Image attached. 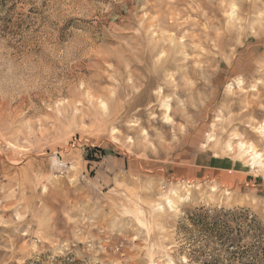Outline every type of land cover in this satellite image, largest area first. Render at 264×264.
<instances>
[{
    "label": "rangeland",
    "instance_id": "rangeland-1",
    "mask_svg": "<svg viewBox=\"0 0 264 264\" xmlns=\"http://www.w3.org/2000/svg\"><path fill=\"white\" fill-rule=\"evenodd\" d=\"M262 126L264 0H0V264H190L197 209L264 232V194L170 169Z\"/></svg>",
    "mask_w": 264,
    "mask_h": 264
},
{
    "label": "trees",
    "instance_id": "trees-1",
    "mask_svg": "<svg viewBox=\"0 0 264 264\" xmlns=\"http://www.w3.org/2000/svg\"><path fill=\"white\" fill-rule=\"evenodd\" d=\"M197 238L191 239L190 264H264V232L245 212L197 209L186 215Z\"/></svg>",
    "mask_w": 264,
    "mask_h": 264
},
{
    "label": "crops",
    "instance_id": "crops-1",
    "mask_svg": "<svg viewBox=\"0 0 264 264\" xmlns=\"http://www.w3.org/2000/svg\"><path fill=\"white\" fill-rule=\"evenodd\" d=\"M208 139L209 135L202 144L204 148L177 158L170 168L174 179L199 184L213 182L222 190L227 189L229 193H233L235 198L241 197L245 191L249 197L264 194V175L250 167L246 157L232 158L224 151L223 154L213 151L209 149Z\"/></svg>",
    "mask_w": 264,
    "mask_h": 264
},
{
    "label": "bare ground",
    "instance_id": "bare-ground-1",
    "mask_svg": "<svg viewBox=\"0 0 264 264\" xmlns=\"http://www.w3.org/2000/svg\"><path fill=\"white\" fill-rule=\"evenodd\" d=\"M143 56V55H142ZM129 59V58H128ZM153 73V72H152ZM131 77V76H130ZM103 106V105H102ZM104 108V107H103ZM165 109V108H164ZM263 127V126H262ZM264 131V127L262 128ZM240 148H245L244 152L249 153V166L250 167H260L264 169V159L261 158L260 154L255 152L251 146H245L243 147L242 144H240Z\"/></svg>",
    "mask_w": 264,
    "mask_h": 264
}]
</instances>
